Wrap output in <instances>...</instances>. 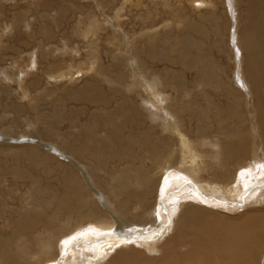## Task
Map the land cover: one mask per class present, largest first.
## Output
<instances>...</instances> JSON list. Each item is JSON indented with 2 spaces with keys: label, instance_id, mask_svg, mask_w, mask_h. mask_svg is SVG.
<instances>
[{
  "label": "bare ground",
  "instance_id": "bare-ground-1",
  "mask_svg": "<svg viewBox=\"0 0 264 264\" xmlns=\"http://www.w3.org/2000/svg\"><path fill=\"white\" fill-rule=\"evenodd\" d=\"M5 1L14 13L0 36L12 35L22 64L9 61L12 67L0 73L1 119L8 111L15 122L29 115L28 128L36 127L24 137L39 140L19 147L7 135L0 141V264H126L146 252L163 255L160 263L149 257L150 264H250L257 256L263 264L264 0L230 2L245 12L235 37L244 93L231 79L227 84L214 62L228 21L217 23L210 6L204 13L173 10L179 32L151 22L131 48L126 34L128 65L118 30L105 50L113 61L106 66L96 36L104 23H95L83 5L61 0L80 11L69 31L59 19L53 29L40 24L36 7H50L48 0L25 1L34 6L30 15L15 12L20 0ZM99 2L102 12L112 0ZM85 15L90 26H79ZM79 72L84 76L76 79ZM62 80L82 85L75 93L82 108L59 104L54 83ZM42 145L52 153L39 154ZM54 154L70 159L65 170L47 157ZM246 205L238 220L219 213ZM217 217L222 222L213 224Z\"/></svg>",
  "mask_w": 264,
  "mask_h": 264
},
{
  "label": "rangeland",
  "instance_id": "rangeland-1",
  "mask_svg": "<svg viewBox=\"0 0 264 264\" xmlns=\"http://www.w3.org/2000/svg\"><path fill=\"white\" fill-rule=\"evenodd\" d=\"M25 1H27V0H23V3H21L22 0L19 1L20 7L15 12H18V11L23 10V9H24L23 10V13H26L27 15H30L31 12H35L34 11V6L27 7V5H25L26 4ZM48 1H50V3H48L49 4L48 6H50V7L41 6V5H40V8L39 7H36L38 9L37 11L40 12V13H42V15H43V18H41V20L39 21L41 25H43L45 28H52L55 25L54 23L57 22L58 19H59V23H61L62 26H65L66 25L65 28H68L69 31L73 27L76 26L75 25V22H72V16H73L74 11L76 13H79L80 11H78L77 9H68L67 10V6H63L61 4V0H48ZM100 1H102V2H108L109 0H100ZM197 1L198 2H201L199 8H196L197 7L196 5H194V6L191 5L192 2L190 3V0H112L111 3H105L104 4L105 7L102 8V12H101L100 9H101L102 6L101 7H99L98 5L96 6V4L101 5L100 2H99V0H73V2L76 4V6L77 5L78 6L79 5H83V7H84L83 8V11H86L85 14L86 13H90L89 15L88 14L87 15L90 16L92 14L93 15V16L91 15L92 18H96L97 21L95 20L94 21L95 23H97V22H98L97 24L104 23V24L101 25L102 29H100L96 33L97 34L96 36H98L97 38H99L98 39L99 40L98 41V44H99V42L103 41V42H101L98 45L99 46L98 49L99 48H102V49H100V57L102 59L101 61L106 66H107V64L108 65L109 64H112L113 61L111 60V57L110 56L108 58H105V56H106L105 55V50L110 51V49L108 48L109 41L112 40L111 37H116V34L115 33L118 32V30H119V33H120V31L123 32L122 33L123 34V37H121L122 41L119 38L123 45H124V41H125V44L126 45L127 44L129 45V41H128V35H129L130 48H131V45L133 43V40H131V39H133L136 36H138V34L141 32V29L144 26L150 27L151 26V22H153V23H155V22L156 23L157 22L161 23L162 21H165V22H167L169 24L168 26H165L164 27L165 29H167V32L169 30H173L175 32H179L180 29H181L179 27H180V25L182 23L178 21L179 19H176V18L173 17V15H172L173 14L172 13L173 10H177V9L180 10V8L182 7V8H185V10L183 9V13H185V14H187V12L188 13L190 12V8H192L193 10L194 9L195 10H198V9L204 10L203 11V13H204V12H206L205 10L208 8V6H210L211 9H208V10H210L209 12H212L214 14V16H216L215 18L218 20L217 23L224 24V22L226 20L228 21V30L227 31L226 30H223L222 31V34H221V37H222V40H223V47L219 51H215V53L213 55L214 56V62L215 63H218V65L220 66V68L223 69L224 72L227 74L228 79H226V77L224 78V79L227 80V84L228 85H231V82L230 81L232 80V83H233L234 87L236 89H239L242 93H244L243 91L244 90L245 91L248 90L247 89L248 87L245 86V85H247L246 82L244 81L245 79H242V70L244 71V66H243V63L241 62L242 57H241V54L239 53V49L237 47V45H238L237 38H235V37H237L238 32L240 31V29H242V26L244 24V15H245V12L241 8L235 9L234 6H231L230 5V2L232 0H205V1L204 0H202V1L201 0H197ZM6 2H7V4H6ZM193 2H194V0H193ZM0 4H1V7L3 8L2 9L3 10L2 11V14L0 15V29H2V27H3V29H5L6 28V27H4L5 22L9 21L8 19L10 18L11 14L14 13V11H13V9L11 7H9V1H5V3H4V0H3L2 3L0 1ZM229 5H230V8H229ZM112 8L113 9H115V8L119 9L118 10V13H117L118 16L116 15L117 18L114 17L115 10L112 11ZM9 9H11V10H9ZM62 12L64 14H62ZM65 14L67 16H65ZM87 15H85L84 18L81 19L82 22L80 23L81 25H79V26H82V25H83L82 27H84V26H90L91 22H89ZM64 16L66 17L65 18L66 20H63L62 21V19L64 18ZM181 18H183L182 20L184 22V16L181 17ZM199 18L200 17L196 15V17H195L194 20H198ZM53 20H54V22H53ZM114 21H116V22H114ZM158 27H159V25H158ZM162 30H164V29H162ZM126 34H128V35H126ZM0 37H1V40H2V42L0 43V44H2V45H0L2 47V49L0 48L1 49V51H0L1 52L0 53V59H1L0 60V73H1V71H4L6 69L8 70V68H11L12 67L11 66L12 65L11 63L8 65V62L9 61H14L15 62V61L18 60V63H19L20 66H21L22 63L17 58V54H16V51H15V47H13V45H15V42H12L11 41V38L10 37H12V35H10V36L2 35ZM137 38H140V37H136L135 42L136 43H139L140 40H141V38L140 39H137ZM166 40L168 42H170V40H168V39H166ZM117 43H119V42H117ZM126 45H124V46H126ZM16 47H18V46H16ZM173 48L174 49L172 50L171 54H173V56H174L177 53L178 48H176V47H173ZM4 49H5V51H4ZM126 49H127L128 52H126V54L124 53V58H128L129 61L126 59L127 65H128L129 63H131L130 60H133V58H132L133 57L132 56L133 54L129 50V47H127ZM115 63L117 64L116 61H115ZM115 67H116V65H115ZM115 67H110V68L114 69ZM173 68L178 69L175 66H173ZM1 69H3V70H1ZM5 73H7V72H5ZM7 74L11 75L10 73H7ZM81 76L83 77L84 75H81L80 72H79V74H76L74 77L76 79H80ZM240 76H241V78H240ZM68 82L69 81L62 80L60 82L54 83L55 84L54 86H55V89H56V96L58 97L59 104L61 103L64 106H66L67 108L80 109V108H82L84 106V104H82V103H80V101L76 100L75 96H77V94H75V93H76V90L78 88H80L82 85L72 86V85L79 84V82L78 83H74L72 85L71 84L69 85ZM238 83H239V85H238ZM241 83H243V84L245 83V85H244L245 86V89H244V87L242 86ZM44 85L47 86L46 85V81L44 82ZM16 89L18 90V87ZM5 95L6 94L4 92L3 93H0V98L3 99V100H1V103L3 105L5 103L4 102ZM245 95H246V101H247V103L250 104L249 103L250 98H249L248 94H246V92H245ZM3 105L0 104V120H2L1 117L5 116V113L3 112L2 108H1ZM246 111H247V109H246ZM9 112L10 111H8L6 113V115L8 116V118L5 121L2 120V123L0 124V141H4L6 139L5 137L7 135L9 137V140L12 142V146H13V144H14V146L18 144L15 147H19V146L25 145V143H28V142L31 143L30 145L35 144V140H39V138L37 136H32L33 137L32 139L31 138L30 139H26L24 137L25 136L24 135L25 133H28V134H26L28 136V135H30V133H33V131L35 130V127L36 126H33L34 129H31V130H30V128H28V126L32 128V126H30L28 124L29 121L30 122L32 121V118L29 115L24 116V114H22L21 115V120L15 122L14 121V117L15 116H14L13 112H10V113ZM250 114L253 115V113H250ZM251 120L253 122V119H251ZM21 121H22V123H21ZM22 125H23L24 129H23V127L21 128ZM252 127H254L253 124H252ZM254 128L256 129V127H254ZM20 131H21V133H20ZM21 134L23 136H20ZM18 135L21 137V140H20V137ZM10 137H12V138H10ZM15 137H17V138L14 139ZM34 137H35V139H34ZM26 145H28V144H26ZM10 146H11V144H10ZM21 148L24 149V147H21ZM27 148L28 147H25V149H27ZM38 149L40 150V151H38V153L41 154L44 157H46V156L43 155L42 152H45V150L46 151L48 150V152L52 153V150L49 149V147H47L46 145L39 146ZM51 155H47V157L52 162L56 160V161H60L62 164L65 163L63 165L64 170L66 168V164H69L70 163V159H68L67 156L65 158V157H62V156H59V155H56V154H54L53 156H51ZM67 160L69 161V163H68ZM62 170H63V168H62ZM67 170L68 169H66V171ZM76 174L78 176L81 175V174H79V171ZM83 182L85 184V179L84 178H83ZM86 190H88V188H86ZM95 198H96V201L99 202L98 201L99 198H98V196H97L96 193H95ZM100 206H101V203H100ZM247 209H249V208L246 205V207H242L241 206L235 212H232L231 211V212H228L227 213V211L224 212L222 210L221 211L219 210V213L222 214V215L224 214L223 217H226L228 219L231 218L230 220H238L239 217L241 216V214L247 212ZM175 217H176V214H174L173 216H171L170 218H168L170 220L169 226L172 225L173 220H174ZM219 219L221 220L222 217L221 218L217 217L215 219L216 222H215L214 219L211 220V222L213 224H215V223L220 224L223 219L221 221ZM130 236L131 235H129L127 237H130ZM162 237H163V235H162ZM130 238H132V237H130ZM165 239L166 238H164L163 241H161L162 243H160L159 245L163 244V242L165 241ZM148 254L149 253L146 252V254H144V255L138 254L139 256H129L130 258L127 259V261H126L127 263L126 264H128V263L129 264H145V263L146 264H150V262H152L154 260H151L149 257L154 258L155 259V262H157V261L158 262L159 261L162 262L163 261V255L160 252H158V254H153V255H149V256H148ZM126 255L128 256L129 254H126ZM141 256H142V258H141ZM262 258H263V256H262ZM260 259H261V257L260 256H257L256 259L253 258V260H252V262L250 264H258L259 262L261 264ZM100 264H112V263H110V260H109L108 263H100ZM248 264H249V262H248ZM263 264H264V262H263Z\"/></svg>",
  "mask_w": 264,
  "mask_h": 264
}]
</instances>
